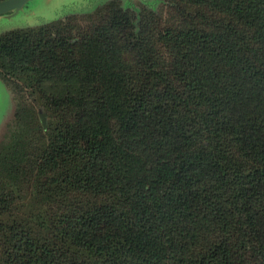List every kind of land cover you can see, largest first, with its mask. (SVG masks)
Here are the masks:
<instances>
[{
	"label": "trees",
	"instance_id": "16d2710c",
	"mask_svg": "<svg viewBox=\"0 0 264 264\" xmlns=\"http://www.w3.org/2000/svg\"><path fill=\"white\" fill-rule=\"evenodd\" d=\"M159 4L0 34V264H264V0Z\"/></svg>",
	"mask_w": 264,
	"mask_h": 264
},
{
	"label": "rangeland",
	"instance_id": "374dc122",
	"mask_svg": "<svg viewBox=\"0 0 264 264\" xmlns=\"http://www.w3.org/2000/svg\"><path fill=\"white\" fill-rule=\"evenodd\" d=\"M108 1H115L119 5L134 9L160 6L159 0H28L18 11L0 14V34L13 29L38 26L70 13L92 11ZM15 104L16 100L10 87L0 77V141L6 135L13 118ZM41 114H44L46 124V114L43 112Z\"/></svg>",
	"mask_w": 264,
	"mask_h": 264
},
{
	"label": "water",
	"instance_id": "95a60500",
	"mask_svg": "<svg viewBox=\"0 0 264 264\" xmlns=\"http://www.w3.org/2000/svg\"><path fill=\"white\" fill-rule=\"evenodd\" d=\"M28 0H0V14L8 12H16L27 2ZM43 126H45L44 114L40 115Z\"/></svg>",
	"mask_w": 264,
	"mask_h": 264
}]
</instances>
